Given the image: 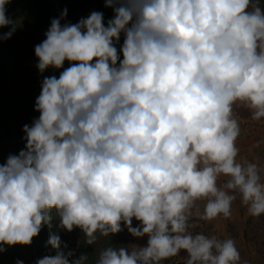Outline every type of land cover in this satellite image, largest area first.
<instances>
[{"label":"clouds","instance_id":"9594fccd","mask_svg":"<svg viewBox=\"0 0 264 264\" xmlns=\"http://www.w3.org/2000/svg\"><path fill=\"white\" fill-rule=\"evenodd\" d=\"M10 2L0 0V40L17 29ZM104 4L107 21L93 11L62 23L65 9L34 48L42 75L62 71L43 76L24 147L0 164V252L30 245L55 211L89 245L124 228L147 237L105 248L96 264H162L182 251L185 264H242L234 239L190 221L229 219L237 199L264 216V168L240 156L235 111L264 121V0ZM47 244L55 254L36 264L87 260L70 261L59 235Z\"/></svg>","mask_w":264,"mask_h":264},{"label":"trees","instance_id":"16d2710c","mask_svg":"<svg viewBox=\"0 0 264 264\" xmlns=\"http://www.w3.org/2000/svg\"><path fill=\"white\" fill-rule=\"evenodd\" d=\"M6 7L7 15L17 22V29L10 39L0 40V164L6 161L9 154H18L24 147L22 129L38 118L34 105L40 94L43 76L55 75L52 69L46 70L43 75L39 72L34 53L35 46L45 39L44 34L52 19L60 18L65 9L67 15L62 23H76L93 11L103 12L105 21L113 16L112 9L105 7L104 0H11ZM0 31L7 32L8 28ZM64 66H69L67 61ZM190 223L197 229L202 220L194 217ZM50 233L59 235L63 244L67 245L63 249L65 253L74 252V256L69 257L70 261L86 256L84 264H96L100 252L107 247L128 248L129 232L126 228L108 237L97 233L96 242L89 245L80 229L69 233L60 228L59 218L53 211L51 229L43 226L30 245H3L5 251L0 252V264H17L23 255L25 264H36L44 256L54 255L55 250L47 244ZM171 264H185V259Z\"/></svg>","mask_w":264,"mask_h":264},{"label":"rangeland","instance_id":"374dc122","mask_svg":"<svg viewBox=\"0 0 264 264\" xmlns=\"http://www.w3.org/2000/svg\"><path fill=\"white\" fill-rule=\"evenodd\" d=\"M65 67V66H64ZM66 68V67H65ZM59 71L55 70L58 77ZM239 118L248 119L255 126L250 136L241 135L237 145L240 148V156L257 163L264 168V121L256 122L250 118V112L243 107L235 109ZM261 141L260 147L254 145ZM202 210V205H201ZM232 217L225 219L222 216L212 220L203 221L197 229H191L194 233H203L209 237L216 236L219 239L232 238L241 254L242 264H264V216L252 218L246 215V208L237 199L232 205ZM137 222L133 221V226ZM147 243V237L137 238L129 234L128 249L143 247ZM186 258V253L181 252L179 256L164 261L163 264H171ZM22 264H25V256H21Z\"/></svg>","mask_w":264,"mask_h":264},{"label":"built area","instance_id":"2783aa9c","mask_svg":"<svg viewBox=\"0 0 264 264\" xmlns=\"http://www.w3.org/2000/svg\"><path fill=\"white\" fill-rule=\"evenodd\" d=\"M241 120V135L244 136H250L252 135V133L254 132V130L256 129L255 126L253 125V123L251 121H249L248 119L245 118H240Z\"/></svg>","mask_w":264,"mask_h":264}]
</instances>
